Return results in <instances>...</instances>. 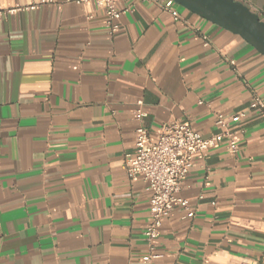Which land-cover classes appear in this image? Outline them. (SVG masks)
Here are the masks:
<instances>
[{"label": "crops", "instance_id": "1", "mask_svg": "<svg viewBox=\"0 0 264 264\" xmlns=\"http://www.w3.org/2000/svg\"><path fill=\"white\" fill-rule=\"evenodd\" d=\"M163 1L118 2L114 36L93 2L0 22V264L138 262L151 189L124 170L134 112L152 141L170 121L209 138L216 115L264 101L261 54L176 5L175 23ZM235 1L264 22V0ZM230 128L236 154L222 140L194 160L179 196L195 215L173 208L151 264H264V118L250 111Z\"/></svg>", "mask_w": 264, "mask_h": 264}, {"label": "built area", "instance_id": "2", "mask_svg": "<svg viewBox=\"0 0 264 264\" xmlns=\"http://www.w3.org/2000/svg\"><path fill=\"white\" fill-rule=\"evenodd\" d=\"M121 0H65L77 6L93 2L96 8L102 11L109 36H114L119 29L118 22L122 10L116 8ZM56 0H40L29 6L16 5L13 8H0V22L13 14L34 11L38 6H55ZM175 4L172 0L163 1V10L167 11L175 23H185L179 13L172 9ZM203 46H208L206 37H201ZM138 107L141 106L139 102ZM250 111H256L264 118V101L254 95L247 110L231 117L216 115L215 124L221 130L220 134L204 138L191 126L170 121L163 124L155 141L149 137L148 130L143 126L146 115L140 110L133 114L140 124L135 130L134 153L126 156L124 170L127 177L133 181L143 180L151 189L149 200L150 222L143 232V237L149 246V253L138 262L127 264H151L161 260L163 255L154 252V242L159 238L163 223L169 217L175 206L184 212L183 219H192L195 210L189 207L188 202L179 196L181 184L187 175L194 160H202L209 149L226 140V149L236 154L237 145L231 131V124L244 119Z\"/></svg>", "mask_w": 264, "mask_h": 264}, {"label": "water", "instance_id": "3", "mask_svg": "<svg viewBox=\"0 0 264 264\" xmlns=\"http://www.w3.org/2000/svg\"><path fill=\"white\" fill-rule=\"evenodd\" d=\"M181 9L239 37L264 57V22L235 0H172Z\"/></svg>", "mask_w": 264, "mask_h": 264}]
</instances>
